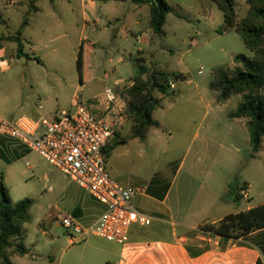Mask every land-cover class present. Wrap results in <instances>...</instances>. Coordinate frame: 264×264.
Listing matches in <instances>:
<instances>
[{
    "label": "rangeland",
    "instance_id": "obj_1",
    "mask_svg": "<svg viewBox=\"0 0 264 264\" xmlns=\"http://www.w3.org/2000/svg\"><path fill=\"white\" fill-rule=\"evenodd\" d=\"M92 1L93 9L89 0H37L39 8L54 9L60 14L65 32L55 28L51 36L56 39L35 48L34 56L45 63L30 62L29 72L36 80L46 69L64 68L70 85L66 87L60 109L71 108L73 99L95 115H109L117 124L116 136L109 146L122 138L128 141L111 151L107 171L120 186L146 189V194L137 196L132 204L138 213L151 218V225L133 231V240L144 245L129 246V243L123 248L98 237L73 239L57 216L53 218L49 214L53 215L57 209L63 214L64 204L71 195L80 191L83 200L85 193L38 153L0 136V186L3 181L12 205L25 198L34 200L30 221L24 225L20 240L28 253L20 255L11 248L7 256L11 264H117L121 253L119 264H192L188 256L182 255L184 248L211 250V235L199 231V227L246 208L247 198L236 201L229 185L240 188L247 181L252 185L250 202L264 200V139L260 151L253 153L248 128L242 124L244 119L229 117L238 108L242 95L217 104L218 94L209 87L216 69L233 70L235 56L252 57V53L236 31L219 33L224 15L212 0H165L176 12L167 15L164 34L156 36V43L150 47L130 35L116 42L112 40L111 29L105 32L107 16L115 9L123 17L136 7L130 0ZM29 7L28 0H0V16L11 14L10 28L1 22L0 29L13 32L24 20L17 12L25 13ZM248 9L247 0H237L239 20ZM86 13L88 22L83 30ZM141 29L148 30V23L142 24ZM83 36L86 43H97L86 49L79 69L77 58ZM26 48L29 53V46ZM140 48L145 50V64L150 70L166 74L182 70L187 76L184 82L172 79L179 92L172 90L169 95L154 92L160 101V107L153 112L159 126L151 128L143 141L130 137L132 121L127 115L126 94L134 84L138 64L137 58L131 59L130 52L138 57ZM54 50L59 51L57 55ZM100 52H107V59H102ZM119 56H124L126 61L118 62ZM49 57H55L56 62L49 61ZM106 75L109 78L105 82ZM120 78L123 80L114 91L118 103L125 107L117 108L118 114L112 110L105 112L104 90L106 86L113 89L114 82ZM17 81L18 76L0 69V116L8 120L23 116L16 107L26 98L27 90L18 89ZM78 84L82 85L80 89L76 87ZM31 100L34 103L36 97ZM167 185L168 195L162 202L160 193L167 192L164 191ZM154 191L158 200L152 197ZM186 227L196 228L192 231L206 240L197 239L180 246L179 231ZM173 231L177 238L171 242L173 245L149 243L168 237ZM141 234L147 237L140 239Z\"/></svg>",
    "mask_w": 264,
    "mask_h": 264
},
{
    "label": "trees",
    "instance_id": "obj_2",
    "mask_svg": "<svg viewBox=\"0 0 264 264\" xmlns=\"http://www.w3.org/2000/svg\"><path fill=\"white\" fill-rule=\"evenodd\" d=\"M34 1V0H32ZM135 5H148L150 8V25L156 35L163 33L166 17L175 13V9L165 0H131ZM223 12L224 21L219 33L236 31L243 40L252 57L240 54L234 57L236 67L233 70L219 68L212 74L210 89L216 92V103L226 102L235 95H242L238 108L230 113L232 119H247V128L250 135V144L253 153H258L264 139V0H247L249 9L241 20L238 19L236 7L237 0H212ZM27 25L25 19L22 27ZM8 38L17 43L19 56H23V44L19 38ZM85 46L81 44L77 63L79 69L85 57ZM28 57V56H26ZM136 73L133 85L127 90V115L132 121L131 138L145 140L151 128L158 127L159 123L153 117L155 109L160 107V101L154 96L158 91L163 95L172 92L171 84L175 81H186L187 76L181 72L170 74L158 70H150L143 58L136 60ZM173 79V80H172ZM10 140V139H9ZM127 138L116 141L113 146L106 149L109 158L111 151L119 145H125ZM254 157V155H252ZM234 199L240 200L241 189H247V184L238 188L229 185ZM168 185L164 191H167ZM164 194V193H163ZM34 200L25 198L16 205H12L8 198L7 188L3 181L0 186V264H11L7 251L14 248L15 252L24 255L27 249L22 243L24 225L30 221V209ZM264 229V205L250 210L230 213L218 222L204 223L199 231L218 236L224 239L239 240L253 232ZM197 231L192 235L196 236ZM199 253V252H198ZM198 256L197 253H192ZM256 264H264L258 259Z\"/></svg>",
    "mask_w": 264,
    "mask_h": 264
},
{
    "label": "crops",
    "instance_id": "obj_3",
    "mask_svg": "<svg viewBox=\"0 0 264 264\" xmlns=\"http://www.w3.org/2000/svg\"><path fill=\"white\" fill-rule=\"evenodd\" d=\"M28 1L30 3V7L28 8V11L25 12L27 18V25L24 28L22 27L23 22L25 20V13L24 11H20L17 12V14L19 13V16L24 17V20L22 18L20 25L17 26L13 30V32H11L10 29L6 31L0 29V69L1 71L10 72L11 75H15L16 77L18 76L16 87H18V89L24 88L25 90H27L26 98L22 100L16 107L23 112V116H28L34 119L44 116L53 117L58 111L62 110L60 109L59 105L61 100L66 98L65 90L66 87L70 85L68 84V82H66V79L69 77V75L66 74V70L64 68L57 67L52 68V71L50 69H46L43 73V76L38 77L35 80L33 73L29 72L30 62L34 63L36 60L38 63H45L42 58L38 59L36 56H34L37 54L35 48L37 46L45 45L47 42H51L56 39V37L52 38L51 36V33L55 30V28H59L63 32H65V29L61 28L62 20L59 18L60 14L57 11H55L54 9L43 10L39 8L36 5L37 0ZM130 2L132 1L130 0ZM89 6L91 9H93L95 6V2L89 0ZM134 6L136 7L129 9L126 14H123V17H121L122 13L118 11V9H115L114 13H112L111 16H107L105 32L108 29L112 30L113 41L117 42L118 39H125L127 36L130 35L132 37H136V39L141 42L145 47H150L156 43V36H158L153 32L150 25V8L148 5L134 4ZM144 6H146V9H142ZM6 15L7 16L4 18L1 14L2 17L0 16V23H4V26L6 28H10L9 22L11 21V14L7 13ZM87 16V13L84 14L83 30H86L84 26H86L88 22ZM146 23H148V30L141 29V25ZM150 31H152L151 34ZM19 32H21L19 38L24 46L23 56L18 55L16 41L8 40V38H16ZM163 34L164 27L163 33L161 35ZM86 40V36H83L80 40V42H82L81 44H84L85 50H90V46L94 47L97 43V41L86 43ZM27 45L29 46V53L27 52ZM89 50L87 51L89 52ZM53 52L57 55L59 51L54 50ZM30 53L31 55H33L31 56ZM137 55L138 57L143 58L144 60L146 59L145 50L142 48L137 50ZM100 56L104 60L107 59V52H100ZM130 56L133 61L134 59L138 58L131 52ZM49 61L55 63L56 58L49 57ZM125 61L126 58L124 56H119L118 62L123 63ZM178 72L184 73L182 70ZM108 78V75H106L104 81L106 82ZM122 80V78L116 80L114 82L113 89L117 88V86L121 84ZM76 87L77 89H80L82 85L78 84ZM106 88H108V86H106ZM173 91L174 93L179 92L177 91L176 86ZM32 97H36L34 103H32ZM92 100H90V102H93ZM73 101L74 100L72 99V103L75 102ZM104 105H102L105 108L103 109V111L107 112L106 105ZM122 107H125V105L121 106L117 101L114 104V107L111 112L118 114V109L121 110ZM242 119H244L242 121V124L247 127V119ZM244 184H247V196H243L242 198H247L248 203L246 205V208H243V210L236 211L235 213L247 211L254 207L264 205V200H260L256 204H252V202H250V200H253L252 185L247 181L244 182ZM80 193L81 192L79 191L77 192V194L71 195V198L65 202V211H63V214H71L73 217L79 219L84 226H88L98 219L102 212V207L95 201H93L86 193L82 198L83 200H81L79 197ZM155 193L156 191L153 192L154 196L152 197L158 200L156 198L158 196H156ZM167 195L168 190L167 192H165V194H162L161 192L160 197L162 198V200L160 201L164 202L167 198ZM60 212L62 211L60 209H57V211H55L53 215L49 214V217L53 216V218H55L56 216H58V214H60ZM226 215L228 214H224V216L215 218L214 221L211 223L220 221ZM137 228L139 227L134 226L131 230L129 246L144 245V243H142V241L140 240H133V231ZM195 229L196 228L194 227H186L185 229L179 231L181 235L179 241L182 242L180 243V246H183V244L189 245V243H193L197 239L206 240V238L201 237L199 234H197L196 236L187 235V233H192V230ZM175 234L176 231H173L170 236H162L160 238L150 240L149 243L157 246H171L173 245V243H171L173 239H177ZM142 237L147 236L142 234L139 235L140 239ZM208 241H210V239ZM17 243H20V240ZM194 248L195 247H186L181 251L183 256L186 255L191 261H193L192 264H256L259 258L264 261V229L253 232L250 235L243 237L239 240L224 239L218 236L211 235V250H205L202 252L196 251L198 249ZM124 251L125 249L123 250V252ZM191 252L197 253L199 255L193 256L191 255ZM121 258L123 257L120 253L119 262ZM119 262L117 264H119Z\"/></svg>",
    "mask_w": 264,
    "mask_h": 264
},
{
    "label": "built area",
    "instance_id": "obj_4",
    "mask_svg": "<svg viewBox=\"0 0 264 264\" xmlns=\"http://www.w3.org/2000/svg\"><path fill=\"white\" fill-rule=\"evenodd\" d=\"M117 98L114 89L104 90L107 111L113 109ZM116 133L117 124L111 118L95 115L77 101L53 117L8 120L0 116V136L38 153L102 207L98 219L88 226L71 214H58L65 231L73 239L95 236L125 248L132 228L151 225V218L138 213L132 204L137 196L146 194V189L120 186L107 171L106 149ZM240 194L247 196V189H241Z\"/></svg>",
    "mask_w": 264,
    "mask_h": 264
}]
</instances>
